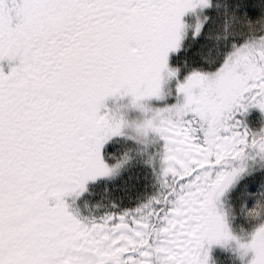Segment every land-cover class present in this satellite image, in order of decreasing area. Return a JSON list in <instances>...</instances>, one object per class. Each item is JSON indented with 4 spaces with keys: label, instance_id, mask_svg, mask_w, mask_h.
Returning a JSON list of instances; mask_svg holds the SVG:
<instances>
[{
    "label": "snow or ice",
    "instance_id": "6c2138e0",
    "mask_svg": "<svg viewBox=\"0 0 264 264\" xmlns=\"http://www.w3.org/2000/svg\"><path fill=\"white\" fill-rule=\"evenodd\" d=\"M216 248L264 264V0H0V264Z\"/></svg>",
    "mask_w": 264,
    "mask_h": 264
},
{
    "label": "flooded vegetation",
    "instance_id": "af4514ba",
    "mask_svg": "<svg viewBox=\"0 0 264 264\" xmlns=\"http://www.w3.org/2000/svg\"><path fill=\"white\" fill-rule=\"evenodd\" d=\"M90 189L93 195L86 196L85 198L77 201V207L84 215H88V210L84 208V200L87 199L90 202V207H91V205L94 204L99 199V194L102 192V187H99L98 182L94 185H90ZM213 256L216 260V264H231V262L232 264L234 263L233 262L234 260H230L232 259V257H230V259H228L229 258L228 256L220 257L215 250L213 251Z\"/></svg>",
    "mask_w": 264,
    "mask_h": 264
},
{
    "label": "trees",
    "instance_id": "16d2710c",
    "mask_svg": "<svg viewBox=\"0 0 264 264\" xmlns=\"http://www.w3.org/2000/svg\"><path fill=\"white\" fill-rule=\"evenodd\" d=\"M127 177H128V174L126 173L123 177L118 178L117 180H115V181H113L111 183H108V184H110L108 186V188H109L111 194H113L112 195L113 197H124L123 206H127L129 204V201H128L127 196H125V194L123 192H121L119 190V188L127 180ZM99 187H102L104 189L105 188V183L101 182ZM136 194H137L136 192H132L131 193V195L133 196V198H135Z\"/></svg>",
    "mask_w": 264,
    "mask_h": 264
},
{
    "label": "rangeland",
    "instance_id": "374dc122",
    "mask_svg": "<svg viewBox=\"0 0 264 264\" xmlns=\"http://www.w3.org/2000/svg\"><path fill=\"white\" fill-rule=\"evenodd\" d=\"M101 182L105 183V185L107 184V186L110 185L108 183H111V182H106V181L101 180V181L98 182L99 186H100ZM102 190H103V188H102ZM214 250L216 251V253L219 254L220 257H227L228 256L229 257L228 259H230V257H232V259H230V260H234L233 264H239V262L235 259L234 255L231 252H229L227 250H224V249H220V248H216ZM231 264H232V262H231Z\"/></svg>",
    "mask_w": 264,
    "mask_h": 264
}]
</instances>
